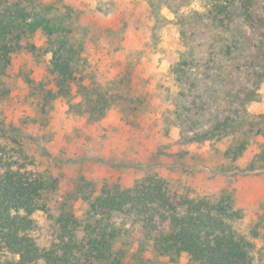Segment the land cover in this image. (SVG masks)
Returning <instances> with one entry per match:
<instances>
[{
  "label": "rangeland",
  "instance_id": "1",
  "mask_svg": "<svg viewBox=\"0 0 264 264\" xmlns=\"http://www.w3.org/2000/svg\"><path fill=\"white\" fill-rule=\"evenodd\" d=\"M35 1L36 8L28 0H0V14L13 9L28 20L34 13L61 19L67 47L78 53L73 80L59 89L45 59L27 51V42L42 46L41 29L22 39L0 78V135L12 147L23 146L29 169L59 178L50 210L81 181L129 188L156 173L175 199L230 193L243 213L236 227L256 228L254 254L264 259V77L257 81L247 67L264 69L262 25L249 28L234 16L248 43L240 62L226 61L235 70L230 79L226 62L210 53L215 31L192 20V11H203L208 0ZM252 3L255 18H264V0ZM182 54L196 59L183 83L173 70ZM40 83L51 97L44 100ZM223 122L229 124L215 132ZM34 218L33 235L45 245L46 216L37 211ZM118 243L127 264H192L186 254L153 252L135 230Z\"/></svg>",
  "mask_w": 264,
  "mask_h": 264
},
{
  "label": "trees",
  "instance_id": "2",
  "mask_svg": "<svg viewBox=\"0 0 264 264\" xmlns=\"http://www.w3.org/2000/svg\"><path fill=\"white\" fill-rule=\"evenodd\" d=\"M27 3L35 8L39 5L35 0ZM252 4V0H208L203 11H192L193 21L215 31L209 40L210 53L217 60L233 63L245 57L248 35L235 23L236 14L243 26L250 28L259 22L264 32V18H255ZM12 10L0 14V78L8 73L21 40L41 29L45 35L42 46L27 42L26 49L45 59L47 72L59 89L68 87L73 80L72 61L78 53L67 47L62 20L45 13H34L28 20L22 11L17 16ZM229 31L232 38H226ZM237 32L245 34L240 39ZM181 35L187 49V34L182 31ZM219 39L225 40L224 49ZM194 58L182 54L174 67L181 83L188 78ZM255 59L252 55L250 65H255ZM225 66L232 79L234 67L227 62ZM247 67L255 70L257 81L264 77L263 68L259 67L258 73L257 66ZM32 83L26 79L27 85ZM38 87L44 100L53 95L50 87L44 89L42 83ZM227 123H219L213 130L218 132ZM30 165L23 146L12 147L0 135V264H127L126 249L118 242L133 230L161 256L186 254L192 264H264V259L254 254L256 228L245 233L238 230L236 223L243 213L226 191L175 199L156 173L129 188L118 182L86 180L65 192L60 201H53L58 202L54 212L50 207L53 194L60 190L59 178L33 171ZM37 211L43 212L48 222L49 241L45 245L33 235L39 227L34 218Z\"/></svg>",
  "mask_w": 264,
  "mask_h": 264
}]
</instances>
